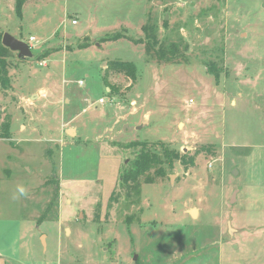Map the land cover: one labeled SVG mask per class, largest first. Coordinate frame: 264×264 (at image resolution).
I'll return each mask as SVG.
<instances>
[{
	"label": "rangeland",
	"instance_id": "rangeland-1",
	"mask_svg": "<svg viewBox=\"0 0 264 264\" xmlns=\"http://www.w3.org/2000/svg\"><path fill=\"white\" fill-rule=\"evenodd\" d=\"M16 2L0 31L33 57L12 52L0 91V264H264V0ZM112 60L136 80L104 81ZM145 141L186 162L135 192Z\"/></svg>",
	"mask_w": 264,
	"mask_h": 264
},
{
	"label": "trees",
	"instance_id": "trees-1",
	"mask_svg": "<svg viewBox=\"0 0 264 264\" xmlns=\"http://www.w3.org/2000/svg\"><path fill=\"white\" fill-rule=\"evenodd\" d=\"M23 1L24 0H17L16 2V10L18 14H20ZM142 30L144 32V37L134 41L144 45L147 56L157 57L162 62L166 63L173 62L176 56L174 49H167V46H165L156 37V34L153 32L152 28H149V26H143ZM2 34L3 32L0 31V91H5L10 86L7 59L11 57L12 51L2 44ZM122 37L124 36L119 33H115L110 37L104 38V40H117ZM87 45L88 44H85L84 47ZM40 57H42V55H40ZM110 72L122 73L131 81H135L137 77L136 66L130 61H109L104 71V81L107 80V75ZM107 85L110 86L109 83ZM110 88L112 90L114 89L112 86ZM132 145L140 146V148L132 160L129 168L121 174L120 182L122 185L131 186V189L135 192L139 189V179L141 177H144V183H151L154 180L151 174L158 177L164 176L165 166L172 167L174 161L176 160H180L183 163L186 162L184 161V156H181L175 150L170 149L161 143L149 144V142L145 141L133 142Z\"/></svg>",
	"mask_w": 264,
	"mask_h": 264
},
{
	"label": "water",
	"instance_id": "water-1",
	"mask_svg": "<svg viewBox=\"0 0 264 264\" xmlns=\"http://www.w3.org/2000/svg\"><path fill=\"white\" fill-rule=\"evenodd\" d=\"M94 41V39L92 40ZM2 44L7 47L8 49H10L12 52H16L17 53V57L21 60H25V59H29L33 57V53L31 51V47L29 46L28 43H26L25 41H22L12 35H10L9 33H3L2 34V39H1ZM98 45V43H96ZM143 126H137V128H141ZM124 131L127 129H132L129 128L127 125H124L123 127ZM73 129H68L67 130V134H73ZM173 176L171 175L170 178H172ZM190 215L194 216L195 215V209H190L189 210Z\"/></svg>",
	"mask_w": 264,
	"mask_h": 264
},
{
	"label": "built area",
	"instance_id": "built-area-1",
	"mask_svg": "<svg viewBox=\"0 0 264 264\" xmlns=\"http://www.w3.org/2000/svg\"><path fill=\"white\" fill-rule=\"evenodd\" d=\"M73 24L76 22L75 19H72L71 21ZM34 38L30 37L29 40L32 41ZM80 84H82V81H79ZM99 104H103L105 102V99L103 97L98 99Z\"/></svg>",
	"mask_w": 264,
	"mask_h": 264
},
{
	"label": "clouds",
	"instance_id": "clouds-1",
	"mask_svg": "<svg viewBox=\"0 0 264 264\" xmlns=\"http://www.w3.org/2000/svg\"><path fill=\"white\" fill-rule=\"evenodd\" d=\"M18 192H19L21 195H24V194H25V189H24V187H23V186H20V187L18 188Z\"/></svg>",
	"mask_w": 264,
	"mask_h": 264
},
{
	"label": "crops",
	"instance_id": "crops-1",
	"mask_svg": "<svg viewBox=\"0 0 264 264\" xmlns=\"http://www.w3.org/2000/svg\"><path fill=\"white\" fill-rule=\"evenodd\" d=\"M30 37H32V36H30ZM33 38H34V37H33ZM93 42H94V41H93ZM42 245H43V243H42ZM43 248H44V251L46 252V249H47V248H46V245H45V244L43 245ZM0 255H2V254L0 253ZM4 258H5V257H4Z\"/></svg>",
	"mask_w": 264,
	"mask_h": 264
}]
</instances>
